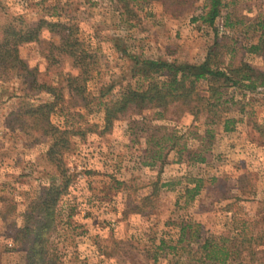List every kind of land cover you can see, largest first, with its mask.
Masks as SVG:
<instances>
[{"label":"rangeland","instance_id":"obj_1","mask_svg":"<svg viewBox=\"0 0 264 264\" xmlns=\"http://www.w3.org/2000/svg\"><path fill=\"white\" fill-rule=\"evenodd\" d=\"M203 1L177 16L156 1L136 5L135 16H125L117 0H0V27L8 19L31 25L40 18L77 26L80 40L96 59L86 89L91 96L105 91L107 99L118 96L126 84H140L131 78L137 59L202 62L216 37L212 27L191 20L201 13ZM225 12L232 23L242 24L224 27ZM258 20H264V0H233L216 19V38L231 50L226 62L243 59L262 66L260 56L243 50L255 41ZM40 38L44 42L19 46L30 72L0 73V264H23L15 229L56 176L45 156L49 141L25 118H11L25 104L53 100L34 87V79L59 88L62 100L50 114L54 125L89 128L83 136H69L70 149L62 156L70 183L57 203L58 224L50 236V254L57 262L200 264L203 240L221 237L228 239V247L237 248H247L241 241L251 238L250 248L264 252L263 92L226 90L224 98L231 99L226 114L236 120L232 131H223L221 124L206 125L203 117L156 121L179 134L191 130L205 136L209 128L213 137L203 140L210 144L202 153L205 162L192 163L186 152L178 156L174 151H164V161L154 160L145 150L150 145L145 144L144 132L128 129V117L101 133L102 113L85 110L83 101L69 96L65 88L67 74L77 71L71 61L56 51L50 60L44 57L47 43H57V37L43 30ZM200 142L192 134L187 146L196 149ZM196 179L202 180L200 193L187 201L184 191ZM182 224H190L193 236L178 242ZM239 256L249 261L247 251Z\"/></svg>","mask_w":264,"mask_h":264},{"label":"trees","instance_id":"obj_2","mask_svg":"<svg viewBox=\"0 0 264 264\" xmlns=\"http://www.w3.org/2000/svg\"><path fill=\"white\" fill-rule=\"evenodd\" d=\"M117 1L120 3L121 13L125 16L130 14L135 16L134 6L153 1L161 3L165 11L177 16L191 9L199 0ZM232 2L233 0H204L200 7L201 13L191 20L201 21L212 27L217 37L215 21ZM223 15L224 27L242 24L240 20L232 23L229 12ZM14 22V19H8L0 27V73L12 71L16 75H21L30 72L19 56V46L30 42H44L40 35L43 30H47L57 37L58 42H46L49 48L44 57L50 60V55H53L51 52L56 51L58 55L67 57L71 61V67L77 70L75 74L68 73L65 79V88L69 96L75 95L78 100L83 101L81 105L88 112L94 109L102 113L101 133L109 131L115 121L128 117L131 120L127 122L128 129L135 133L138 130L144 132L145 144L150 145L145 150L154 160L164 161L163 152L174 151L178 156L186 152L188 160L192 163L205 162L206 158L202 153L210 149V144H204L203 140L207 138L209 141L213 137L209 128L205 130V136H198L191 130L179 134L175 128L156 124V121H175L184 115L193 120L203 117L206 125L221 124L223 131H232L236 120L226 114L229 110L228 103L231 101L230 98H224L226 90L235 87L240 91L264 93V20H258L255 24V31H258L255 41L243 48L246 52L263 59L260 68L248 64L243 59L226 62L225 54L231 50L227 49L222 40L215 37L206 56L198 64L170 62L164 59L135 60L131 78L140 80V84L136 86L126 84L118 96L107 99L103 98L105 91L101 90L98 96H91L86 89V83L95 70L96 59L80 40L77 26L46 18H40L31 25ZM33 85L50 94L53 100L37 105L25 104V107L21 106L18 111L11 113V118L12 120L25 118L30 122V127L37 129L40 136L49 141L45 156L53 166L56 176L24 213L22 226L15 229L14 241L23 248V264H61L50 254V236L58 224L57 203L70 183L62 156L70 149L69 136H83L89 128L81 130L79 127L61 128L54 125L50 120V114L62 100L59 88L37 82L35 79ZM94 100L96 102L91 108V102ZM145 112H149L150 116L147 117ZM132 116L139 117L134 119ZM192 134L201 141L196 149L187 146L188 136ZM201 188L202 180H194V186L184 191L187 201L198 195ZM190 229V224L181 225L178 242L184 240L185 235L193 236ZM250 241L251 238L241 241L247 243V248H237L228 247L226 245L228 239L224 237L219 241L206 238L199 247L201 251L199 262L254 264L258 261L257 264H264V252L251 249ZM158 247H164L163 240H160ZM169 247L175 249V246ZM191 251L196 253V249L190 248L189 252ZM242 251L248 252L249 261L239 258Z\"/></svg>","mask_w":264,"mask_h":264}]
</instances>
